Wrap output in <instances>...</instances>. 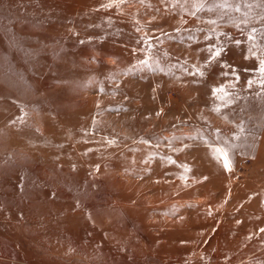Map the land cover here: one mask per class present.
I'll list each match as a JSON object with an SVG mask.
<instances>
[{
    "label": "rangeland",
    "instance_id": "1",
    "mask_svg": "<svg viewBox=\"0 0 264 264\" xmlns=\"http://www.w3.org/2000/svg\"><path fill=\"white\" fill-rule=\"evenodd\" d=\"M262 61L264 0H0V264H264Z\"/></svg>",
    "mask_w": 264,
    "mask_h": 264
},
{
    "label": "snow or ice",
    "instance_id": "2",
    "mask_svg": "<svg viewBox=\"0 0 264 264\" xmlns=\"http://www.w3.org/2000/svg\"><path fill=\"white\" fill-rule=\"evenodd\" d=\"M236 43L239 44L240 42L236 41ZM208 51H209L210 55L208 57L207 63L210 64L212 62H218L219 61V59L221 58V56L223 54L224 49H223V47L209 48ZM260 71L264 72V61L261 62ZM197 74L203 76L204 72L197 69ZM223 91H224L223 86H221L220 88H214L213 94L215 95L217 92H223ZM225 168H229V162L227 160H225ZM261 231H264V229H262Z\"/></svg>",
    "mask_w": 264,
    "mask_h": 264
}]
</instances>
